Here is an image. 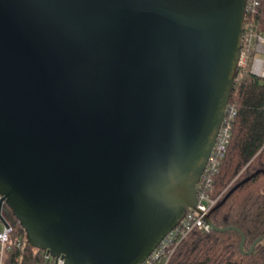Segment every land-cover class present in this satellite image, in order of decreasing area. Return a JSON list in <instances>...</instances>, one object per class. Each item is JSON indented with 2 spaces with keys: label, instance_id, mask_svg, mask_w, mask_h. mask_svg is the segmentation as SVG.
Instances as JSON below:
<instances>
[{
  "label": "water",
  "instance_id": "water-1",
  "mask_svg": "<svg viewBox=\"0 0 264 264\" xmlns=\"http://www.w3.org/2000/svg\"><path fill=\"white\" fill-rule=\"evenodd\" d=\"M245 19L246 0H0V195L29 245L140 264L195 209Z\"/></svg>",
  "mask_w": 264,
  "mask_h": 264
},
{
  "label": "trees",
  "instance_id": "trees-1",
  "mask_svg": "<svg viewBox=\"0 0 264 264\" xmlns=\"http://www.w3.org/2000/svg\"><path fill=\"white\" fill-rule=\"evenodd\" d=\"M248 22L264 34V0H259L253 13H247ZM253 56L251 51L248 66L238 69L229 100L236 115L210 191L213 198L218 197L210 213L211 222L216 228H238L245 238L243 250L239 247L241 234L235 229H196L176 247L168 264H264V238L246 253L257 238L264 236V76L249 72ZM7 211L14 236L25 242L26 251L17 264H41L42 260L32 255L36 249L26 241L23 228L8 207Z\"/></svg>",
  "mask_w": 264,
  "mask_h": 264
},
{
  "label": "built area",
  "instance_id": "built-area-1",
  "mask_svg": "<svg viewBox=\"0 0 264 264\" xmlns=\"http://www.w3.org/2000/svg\"><path fill=\"white\" fill-rule=\"evenodd\" d=\"M258 5L259 0H246V15L248 12L253 13ZM251 51L254 52L255 56L252 59L249 72L255 76L263 77L264 34L256 30L253 22H248L244 23L238 69L248 66ZM235 115L236 109L234 105L228 103L216 140L197 183V204L195 209H189L179 223L162 238L156 248L140 264H168L176 247L190 232L196 229L207 232L211 229L204 217L218 202V197L213 198L210 191L213 178L217 174L221 160L226 153ZM5 206V200L0 195V264H17L20 261V256L26 251L25 242L20 237L14 236L12 224L2 213ZM32 255L38 256L42 260L41 264L65 263L61 255L52 256L46 250H33ZM37 264H40V262Z\"/></svg>",
  "mask_w": 264,
  "mask_h": 264
},
{
  "label": "rangeland",
  "instance_id": "rangeland-1",
  "mask_svg": "<svg viewBox=\"0 0 264 264\" xmlns=\"http://www.w3.org/2000/svg\"><path fill=\"white\" fill-rule=\"evenodd\" d=\"M254 56H255V54H254ZM254 56H253V57H254ZM2 213H3L4 217L7 218V219L12 223V219L10 218L9 213H8V211H7V206H5V207L3 208Z\"/></svg>",
  "mask_w": 264,
  "mask_h": 264
}]
</instances>
